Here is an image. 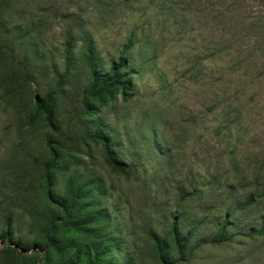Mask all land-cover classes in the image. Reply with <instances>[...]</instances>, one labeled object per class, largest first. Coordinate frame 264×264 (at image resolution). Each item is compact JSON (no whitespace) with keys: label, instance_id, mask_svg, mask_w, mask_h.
Here are the masks:
<instances>
[{"label":"rangeland","instance_id":"1","mask_svg":"<svg viewBox=\"0 0 264 264\" xmlns=\"http://www.w3.org/2000/svg\"><path fill=\"white\" fill-rule=\"evenodd\" d=\"M0 1V264H61L46 233L95 232L117 243L100 264H158L149 231L169 242L172 215L191 229L172 264H264L248 233L264 216V0ZM127 37L129 96L85 100L84 39L104 68ZM46 94L54 129L34 105ZM98 124L126 173L88 137ZM71 175L102 210L84 230L48 197ZM224 216L229 237L207 242Z\"/></svg>","mask_w":264,"mask_h":264},{"label":"trees","instance_id":"2","mask_svg":"<svg viewBox=\"0 0 264 264\" xmlns=\"http://www.w3.org/2000/svg\"><path fill=\"white\" fill-rule=\"evenodd\" d=\"M2 12L0 1V14ZM84 63L88 74V85L84 91L83 98L87 100L92 98L94 101L100 103L103 98L112 99L114 96L126 98L129 96L133 83L131 79L132 58L129 52L132 48V39L127 37L126 41L119 47L118 55L110 59L107 67H101L98 63V56L94 45L90 40L84 39ZM50 95L46 94L44 97H36L34 100L35 108L38 112L43 114V119L47 126L51 129L55 128L53 122L52 106L50 103ZM90 103L85 102V110ZM88 137L101 144L104 162L114 171L126 173L124 163L117 159L113 153L111 137L100 124L88 134ZM49 160L44 165V177L49 184V169L52 167L57 153L53 147L49 148ZM89 182L71 175L65 184L63 195H50L48 197L57 204L61 211V223L65 227H72L79 230H84L96 218H101L102 210L88 207V202L85 200L90 193ZM248 198L247 202H250ZM227 218L224 216L223 220L217 224L214 234L207 240L209 243H218L227 239L230 235L226 226ZM93 229V227H91ZM249 234H264V216H262V223L259 227L250 228ZM149 234L153 241L155 254L158 264H172L170 259V250H175L181 256L188 249L189 237L191 229L182 233L177 216L172 215L169 225V242L156 232L150 230ZM1 237L8 239V233L2 232ZM201 240L200 242H205ZM116 247L117 243L104 233L91 234L85 237L81 242L77 243V239L73 235H65L63 237H56L45 234V240L42 245L43 249L52 248L59 253L68 252V255L63 257L61 264H100L102 256L107 255V250L111 247ZM117 248V247H116ZM70 252V254H69ZM42 258H38L40 261ZM106 264H112L108 259Z\"/></svg>","mask_w":264,"mask_h":264}]
</instances>
